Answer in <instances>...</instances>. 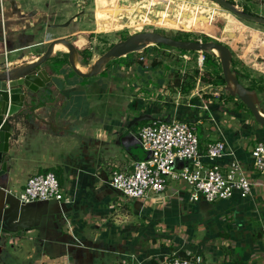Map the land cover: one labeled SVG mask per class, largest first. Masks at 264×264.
Instances as JSON below:
<instances>
[{
  "label": "crops",
  "instance_id": "1",
  "mask_svg": "<svg viewBox=\"0 0 264 264\" xmlns=\"http://www.w3.org/2000/svg\"><path fill=\"white\" fill-rule=\"evenodd\" d=\"M114 1V7L120 6L118 13L114 7L109 11L105 0L100 1L99 13L92 9L95 0H0V63L34 60L57 38L89 52L93 32L127 23L138 32L152 22L156 26L180 22L175 16L169 18L174 9L170 1L164 3L165 12L156 10L159 0H146L145 11L144 0H120L118 5ZM105 12L112 14L103 18L107 22L101 29V23L93 24V20ZM256 15L263 16L261 12ZM178 16L190 19L192 25L229 20L217 8L182 4ZM79 37L89 45L77 46ZM223 45L231 51L234 64L233 48ZM258 49L260 56L264 43ZM63 50L54 49L56 55L42 65L51 77L47 89L29 94L23 110L13 118L8 170L0 184L2 199L18 206L16 194L26 180L49 171L73 202L37 201L22 207L15 224L24 232L17 229L0 242V264H162L172 251L199 256L207 264H264V202L234 196L190 205L181 185L170 182L168 191L159 197L121 205L126 215L121 206L113 207L120 201L107 182L113 170L128 168L146 156L137 132L153 120L186 121L194 125L202 148L223 139L235 150L236 158L247 159L244 146L264 139V128L253 122L245 107L236 98L222 95V88L213 92L211 85L199 80L187 93L170 87L172 68L163 71L123 63L104 67L98 76L81 78L70 69ZM256 52L255 47L251 61H246V52L238 55L248 75L236 71L244 76L239 81L245 87L252 84L258 89L263 107L264 74L255 72ZM188 54L198 55L195 68L202 72V53ZM77 65L83 72L89 67L80 55ZM207 90L212 92L210 98L205 96ZM141 117L146 120L136 121ZM136 216L145 223H127L128 217ZM165 236L173 239L172 246L164 243L168 241Z\"/></svg>",
  "mask_w": 264,
  "mask_h": 264
},
{
  "label": "built area",
  "instance_id": "2",
  "mask_svg": "<svg viewBox=\"0 0 264 264\" xmlns=\"http://www.w3.org/2000/svg\"><path fill=\"white\" fill-rule=\"evenodd\" d=\"M137 138L146 156L128 168L111 172L107 182L120 201L113 207L159 197L168 191L170 182L181 185L182 196L190 205L234 196L264 201V139L244 146L248 158L240 160L223 139L202 148L194 125L179 119L150 121L138 129ZM16 198L20 204L73 202L52 172L29 177ZM176 253L165 255L162 264H207L199 256L181 258Z\"/></svg>",
  "mask_w": 264,
  "mask_h": 264
},
{
  "label": "water",
  "instance_id": "3",
  "mask_svg": "<svg viewBox=\"0 0 264 264\" xmlns=\"http://www.w3.org/2000/svg\"><path fill=\"white\" fill-rule=\"evenodd\" d=\"M232 15L255 24L264 26V17L238 9L229 0H207ZM61 45L66 49L67 62L72 72L81 78H91L102 73L110 61L124 58L130 54L141 52L149 46H166L180 51L210 53L218 58L221 76L224 81L223 91L236 98L247 110L253 122L264 128V108L255 90L245 87L238 78L237 71L231 68V51L223 44L213 41L179 40L157 32H137L113 44L102 55L93 61L83 72L78 68L79 53L76 47L67 39L52 40L45 52L31 61L18 64L0 63V180L6 174L9 142L15 131L14 116L19 114L29 100V94L39 89H47L51 82L42 65L56 55L54 49ZM218 88H213L217 92ZM33 100V99H30ZM146 120L145 117L136 121ZM3 186L0 184V242H5L17 229L24 232L23 227L15 224L18 212L29 204H10L3 197Z\"/></svg>",
  "mask_w": 264,
  "mask_h": 264
},
{
  "label": "rangeland",
  "instance_id": "4",
  "mask_svg": "<svg viewBox=\"0 0 264 264\" xmlns=\"http://www.w3.org/2000/svg\"><path fill=\"white\" fill-rule=\"evenodd\" d=\"M100 1L102 2L103 0H95V5L92 6L93 11L95 10L96 13H99L98 11H102L100 8L101 7ZM105 1H107L109 5H111L110 3H112V6L107 5L108 6L107 9L110 11L115 5L114 4L115 1L114 0H109V2L108 0H105ZM118 1L120 3V0H116L117 5H118ZM122 1H128L129 3L132 2L130 0H122ZM136 1H139V0H136ZM168 1L171 2L170 4L172 5V9L173 8L175 9V10L173 9L171 13H168L171 15V17L169 18L172 19V17L175 16V18L176 19L178 18L180 22L177 25H165V26H163L162 24L160 26H156L152 22V24L142 27L140 31L138 32H144V31L157 32V33L169 36L174 39H179V40L185 39V40L202 41V42L204 40L205 41L207 40V41L227 44V46H230V48H233L234 54H235V60H234L235 63L232 64V66L236 67L235 70H239L240 72L245 73L246 75H248L247 67H244V64L241 63L239 56L243 55L244 52H246L248 53V57L246 58V61L247 59L251 61V59H253L252 50L256 47L258 52L254 53V55L258 56V62H256V67H254L256 69L255 72H262L264 74V52L261 53L260 56L258 55L259 54L258 48L264 43V26L244 21L232 15L231 13L221 9L216 4L210 1H207V0H181V1L179 0H159L158 4L160 8L159 9L157 8L156 10H158L159 12H162V11L165 12L164 3H167ZM235 2L233 3L234 5L238 7V9H242V10L245 9L248 12H251L253 14H257L261 12V14H263V17H264V10H262V8L264 9V0H235ZM145 3H146V0H144L143 5ZM181 4L182 6L191 5V7L197 6L199 8H205V7L217 8L218 10L225 13L226 17L227 18L229 17V20L222 21V20L217 19L214 22H212V24L192 25V22L190 21V19H185L180 16L176 17L177 11L180 8ZM143 5H141V7ZM117 7H120V6H115L114 10H118ZM131 8L133 9V7ZM142 9L143 10L145 9V5L143 6ZM140 11H141V8H140ZM85 12L87 13V11ZM118 12L119 10L117 11V13ZM104 14H105L104 17L95 18L93 20V24L101 23L100 28L103 24H105L106 26L105 22H107V20L103 21V18L108 19L109 16H107V14L111 15L112 13L105 12ZM107 28L110 29L109 27ZM135 29L136 28H133V26L130 23H127V25H121L118 27H114L105 32L104 31L103 32H99V31L93 32L94 38L92 39L93 42L90 44L91 49L89 50L91 60L89 64L87 65V67L91 65L93 61L97 59L100 55H102L106 50H108L109 47H111L113 44L135 33L136 32ZM251 45L253 46L250 47ZM188 53L189 52L187 51H180V50L169 48L166 46L165 47L149 46L146 49L142 50L141 52L133 53L124 58L115 59L113 61H110L109 64L105 66V68L111 69L123 63L125 64L136 63L140 65V62H146L147 63L146 65H148V67L144 66L143 68H147V69L148 68H156V69L160 68L163 71L165 70L168 71L171 68L173 69L172 70L173 72H171L168 75L167 83L169 84L170 87L173 86L174 82L176 81L178 77L180 81H182V83H185L187 85L188 84L194 85L196 83L195 80L200 81V77H199L200 75L199 76L195 75V71H196L195 67L197 65L198 55L197 54L192 55ZM191 53H196V52H191ZM65 58L67 59V56ZM254 59H257V58L254 57ZM152 62L153 63L155 62L156 64L151 65ZM246 63H249V62H246ZM218 64H219V61H218ZM205 70L206 69L204 67V71ZM213 76H215V74ZM217 87L223 88V86L221 87L217 86ZM211 88H213V86H211ZM219 92L222 93V95H225V92L223 90H220ZM207 93L212 94L211 90H207ZM214 94L215 93H213V95ZM222 95L219 94L220 97H222ZM229 107L231 108L232 106L229 105ZM123 206L119 208H121V211L126 213V215H129L127 210H125V207L123 208ZM138 219H139L138 217L137 218L134 217L131 220V218L128 217L127 223L134 224L135 221L137 223H139V221L145 223V221L138 220ZM165 237H166V240H168L164 242L165 244L166 243H168L169 245L173 244V239L169 238L168 236H165ZM181 240L186 241L187 239L186 237H182Z\"/></svg>",
  "mask_w": 264,
  "mask_h": 264
},
{
  "label": "trees",
  "instance_id": "5",
  "mask_svg": "<svg viewBox=\"0 0 264 264\" xmlns=\"http://www.w3.org/2000/svg\"><path fill=\"white\" fill-rule=\"evenodd\" d=\"M229 1L231 3H233L231 0H229ZM244 11L248 12L245 9H244ZM248 13H251V12H248ZM251 14H253V13H251ZM90 36H91V38L89 40H90V43H91V41H92V39L94 37H92V35H90ZM78 39L79 40L76 41V45L77 46H79V47H86L85 44L86 45H89L85 41V39L83 37H79ZM158 47H165V46L158 45ZM77 51H78V49H77ZM78 53L82 57V61H83L84 65L89 64V62L91 60V56H90V53L88 52V50L87 49H83L82 51H78ZM203 57H204V67H205L206 70L205 71L203 70L204 72L201 73L200 70L196 69L195 75H197V76L200 75L199 76L200 77V82H202L203 84H207V85L209 84V85L213 86V88H216L217 86H223L224 85V81H223V78L221 76V70H220V67H219V64H218V58L215 57V56H213L210 53H203ZM146 64H147L146 62H140V66L141 67H144V66L148 67V65H146ZM153 64H156V63L155 62L154 63L152 62L151 65H153ZM231 68L233 69L232 64H231ZM214 74H215V76H213ZM237 75H238L239 80L241 78L244 79V76L241 75L240 73L237 72ZM173 86L181 87L180 88V92H182V93H187V92H189L193 88V84H188L187 85L185 83H182V81H180L179 77L176 79V81L174 82ZM247 88H249L251 90H258L252 84L249 87H247ZM205 96L207 98H210L212 96V94L207 93ZM226 96L229 97V98H232L228 94H226ZM241 106L244 107L242 104H241ZM48 172L49 171H44L43 173H48ZM172 252H170V253H172ZM176 255L179 256V257H181V258L191 257V255H187L183 251H178L176 253Z\"/></svg>",
  "mask_w": 264,
  "mask_h": 264
},
{
  "label": "bare ground",
  "instance_id": "6",
  "mask_svg": "<svg viewBox=\"0 0 264 264\" xmlns=\"http://www.w3.org/2000/svg\"><path fill=\"white\" fill-rule=\"evenodd\" d=\"M55 50H57V51H64L63 50V46H61V45L56 46L55 47Z\"/></svg>",
  "mask_w": 264,
  "mask_h": 264
}]
</instances>
